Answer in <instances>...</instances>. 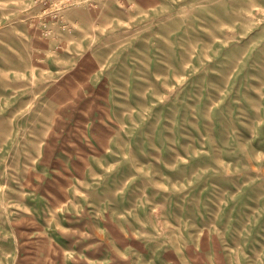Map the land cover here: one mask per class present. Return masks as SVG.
Returning <instances> with one entry per match:
<instances>
[{"label": "rangeland", "instance_id": "rangeland-1", "mask_svg": "<svg viewBox=\"0 0 264 264\" xmlns=\"http://www.w3.org/2000/svg\"><path fill=\"white\" fill-rule=\"evenodd\" d=\"M0 264H264V0H0Z\"/></svg>", "mask_w": 264, "mask_h": 264}]
</instances>
